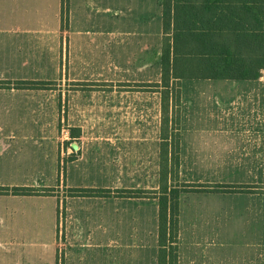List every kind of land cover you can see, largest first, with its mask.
Wrapping results in <instances>:
<instances>
[{
  "label": "crops",
  "instance_id": "0c3cea01",
  "mask_svg": "<svg viewBox=\"0 0 264 264\" xmlns=\"http://www.w3.org/2000/svg\"><path fill=\"white\" fill-rule=\"evenodd\" d=\"M63 8L62 19V0H0V81L48 83L45 89L0 88V187H56L60 52L64 80L76 87L67 95L68 133L78 128V141L87 135L86 110L97 116L106 103L122 105L128 108L126 121L134 118L135 106L144 104L145 115L152 106L154 92L146 85L152 84L147 75L153 52H162V0H65ZM263 13L262 4L226 0L210 5L208 14L210 24L223 25L226 34L230 25L258 29ZM106 82L114 83L111 92L100 86ZM135 83L146 85L137 91L130 85ZM179 90L184 183H232V170H264V71L251 80L183 79ZM133 135L131 129L117 134L128 138V146ZM81 159L71 165L80 168ZM208 170H222V177ZM140 183L118 189H142ZM232 195L180 194L178 264H217V248L232 246V239L216 235L233 222L232 206L217 201ZM58 201L56 194H0V264L32 256L38 264H55ZM154 207L156 200L148 198L68 197L64 264H156Z\"/></svg>",
  "mask_w": 264,
  "mask_h": 264
},
{
  "label": "trees",
  "instance_id": "16d2710c",
  "mask_svg": "<svg viewBox=\"0 0 264 264\" xmlns=\"http://www.w3.org/2000/svg\"><path fill=\"white\" fill-rule=\"evenodd\" d=\"M224 1L226 0H162L164 36L159 56L160 81L146 85L147 88L160 93L161 142L157 190L69 187L65 191L64 198L155 199L158 247L156 264H178V216L181 193H257L254 192L255 186L250 185L189 184L179 181L180 81L251 80L260 77L264 71V13L263 24H259L258 29L255 25H230L226 26L230 31L224 34V26L210 24L208 14L210 5L217 7ZM241 1L259 3L264 7V0ZM64 5L65 0H62V19ZM245 31H250V34ZM46 86L48 83L41 81H0V88L15 90L45 89ZM171 106L172 109L169 110ZM79 136L78 128H69V139L78 141ZM76 156H70L68 161L76 160ZM54 193L53 188L0 187V194L4 195ZM55 264H64L63 253L60 257L56 255Z\"/></svg>",
  "mask_w": 264,
  "mask_h": 264
},
{
  "label": "rangeland",
  "instance_id": "374dc122",
  "mask_svg": "<svg viewBox=\"0 0 264 264\" xmlns=\"http://www.w3.org/2000/svg\"><path fill=\"white\" fill-rule=\"evenodd\" d=\"M159 56L160 52H153L152 74L150 76L147 75V80L149 78L152 84L160 81ZM58 63V80L55 84L58 90L56 152L58 173L57 184L53 189L59 200L57 255L60 257L64 249V217L66 215V199L68 198H64V196L67 187H73L72 185H75L73 183L81 180L89 183L86 186L117 190L118 188L134 187L138 185L136 182H142L139 184V188L157 190L161 112L160 93H155V89L151 88L154 92L153 102L150 110L146 111V115L144 104H140L135 106L133 110L134 118L124 121L125 119H122V117L128 118L129 116L128 108H123L122 105H108L106 103L103 108L100 107L102 109L97 112V116L94 112L86 110L83 122L84 126L87 127L85 131L87 135H84L81 141L71 140L68 133L69 105L67 95L68 91L74 90L76 87L73 83L67 82L66 77L64 80L66 73L64 72L65 61L63 60V52H60ZM141 80L144 79L142 78ZM138 82H140L139 77ZM113 84V82H106L100 86H103V91L108 93L113 90ZM130 85L135 87L133 89L139 91L140 87L146 84L135 83ZM172 90L170 91L172 92ZM89 107L86 106L87 109ZM171 109L172 106L169 110ZM128 129H131L135 134L130 137L132 138L130 146L126 145L128 142L127 137L117 136L118 132H126ZM155 139L159 141H154ZM152 140L155 143L151 146L148 141ZM72 155L77 158L82 157V166L80 168L76 167V165H71L72 163L68 161ZM71 166H75L73 167L74 175L70 173ZM208 171L214 172L217 175L213 174L215 177H222L218 175L223 173L222 170ZM227 175H229V170H227ZM232 175V183L221 184L255 186L254 192H257L259 196L255 199L247 196L250 195L249 193H231L234 195L217 201L218 204H223V206L225 204L227 208L232 206L233 210L232 225L228 226L227 232H217L216 234L218 239H227V241L232 239L233 242L231 247L228 244L227 248H217V264H230V261L233 264H264V220L263 223L261 221V216L263 215L264 217V170H232ZM118 178H120L121 184H119ZM184 179L188 180V178L181 176L179 170V181L184 183ZM249 181H257V183L251 184ZM238 194H241V196H235ZM257 208L258 211L256 212ZM155 210L157 211L154 207L153 239L157 241ZM256 214L258 217H255ZM254 244H259V248H248V245L251 247ZM34 260L35 256L30 259L20 258L15 264H38Z\"/></svg>",
  "mask_w": 264,
  "mask_h": 264
}]
</instances>
